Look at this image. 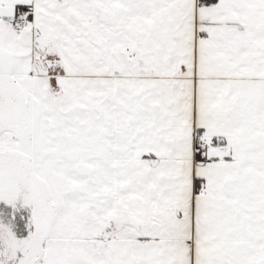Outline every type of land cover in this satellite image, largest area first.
Here are the masks:
<instances>
[{
    "label": "snow or ice",
    "instance_id": "obj_1",
    "mask_svg": "<svg viewBox=\"0 0 264 264\" xmlns=\"http://www.w3.org/2000/svg\"><path fill=\"white\" fill-rule=\"evenodd\" d=\"M0 202V264H264V0H0Z\"/></svg>",
    "mask_w": 264,
    "mask_h": 264
},
{
    "label": "rangeland",
    "instance_id": "obj_2",
    "mask_svg": "<svg viewBox=\"0 0 264 264\" xmlns=\"http://www.w3.org/2000/svg\"><path fill=\"white\" fill-rule=\"evenodd\" d=\"M13 216L15 218L13 219ZM30 220V208L18 204L15 209L5 202H0V221L11 223L13 230L18 236H25L28 232V223Z\"/></svg>",
    "mask_w": 264,
    "mask_h": 264
},
{
    "label": "crops",
    "instance_id": "obj_3",
    "mask_svg": "<svg viewBox=\"0 0 264 264\" xmlns=\"http://www.w3.org/2000/svg\"><path fill=\"white\" fill-rule=\"evenodd\" d=\"M30 216H31V209H30Z\"/></svg>",
    "mask_w": 264,
    "mask_h": 264
}]
</instances>
